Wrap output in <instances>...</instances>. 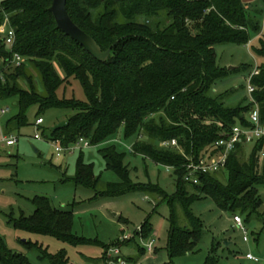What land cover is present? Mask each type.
Segmentation results:
<instances>
[{"label":"trees","instance_id":"16d2710c","mask_svg":"<svg viewBox=\"0 0 264 264\" xmlns=\"http://www.w3.org/2000/svg\"><path fill=\"white\" fill-rule=\"evenodd\" d=\"M52 0H0V100L12 99L16 114L4 125L11 134L27 125V112L37 107L40 113L50 109L74 114L60 130L51 129V141L67 149L79 139L90 147L107 144L119 131L131 142L130 152L172 172L175 194L169 197L158 185L139 184L130 177L126 155L113 145L99 150L105 169L119 179L108 183L94 197L113 198L135 191L158 195L170 208L165 251L169 259L195 251L202 235V224L190 211L195 202L209 199L216 208L233 216L262 215L264 158L258 159L260 146L252 147L243 160V146L230 153L224 169L198 176L197 184L184 180L186 158L198 160L216 140L235 126L248 127L251 104L224 105L212 94L213 85L226 75L216 65L214 47L248 45L262 31L264 9L242 0H67L71 20L89 35L102 52L110 49L106 61L99 62L78 43L57 29L49 12ZM14 31V44L8 47L2 29ZM260 60L258 74L250 78L253 99L264 120V41L252 49ZM17 55L19 66L12 63ZM251 73H249V76ZM78 82L85 100L74 98L72 86ZM176 140L179 149L163 148L159 143ZM62 148V147H61ZM225 173L226 181L220 177ZM99 177L92 165L79 160L71 180L75 185L95 190ZM33 212L19 210L8 216L15 230L45 235L62 243L95 245L72 234V214L54 208L46 197L29 199ZM182 209L185 225L175 215ZM141 237L151 235L149 222L141 227ZM135 236H138L135 235ZM141 238V239H142ZM132 239L119 244L128 245ZM257 241V237L255 239ZM41 258L52 264H68L65 253L50 255L36 243ZM136 263L145 248L136 244ZM131 260V261H130ZM0 264H31L22 254L9 250L0 238ZM205 264H215L208 258Z\"/></svg>","mask_w":264,"mask_h":264},{"label":"rangeland","instance_id":"374dc122","mask_svg":"<svg viewBox=\"0 0 264 264\" xmlns=\"http://www.w3.org/2000/svg\"><path fill=\"white\" fill-rule=\"evenodd\" d=\"M249 4L264 9V0H252ZM262 27L259 36L247 46L224 44L214 47L216 65L225 69L226 75L213 85L212 94L220 96L227 107H236L245 103L248 98L247 77L260 65V60L252 49L258 47L259 40L264 41V20ZM6 29V26L2 29V35ZM72 92L75 99L85 100L78 82L73 83ZM5 109L8 111L1 114V110ZM14 113L16 108L12 99L0 100V177L4 179L0 184V238L9 250L26 256L31 264L52 263L41 258L38 249H28L24 242L36 243L50 255L63 251L68 264H102L99 259L103 254L100 246H71L49 236L15 230L8 223V216L13 211L14 218H17L19 210L26 216L32 214L34 208L29 199L34 196L46 197L57 210L71 213V231L77 237L108 246L119 241L123 234L133 236L128 245L120 246L121 254L128 258L127 261L138 256L136 244L144 248L147 242L153 240L157 249L151 254L153 260L140 258L137 264H205L208 258H213L215 264H264V188L260 190L263 204L259 211L262 215L251 217L248 223L244 215H239L246 229L247 241L243 240V232L236 227L232 215L218 210L212 201L205 199L190 207L191 213L202 224L201 239L195 251L169 259L165 245L170 208L158 195L135 191L113 198L94 197L95 192L106 189L108 183L119 182L113 172L105 169V163L99 154L103 147L113 145L119 153L126 155L125 162L134 182L158 185L171 197L175 194V185L169 169L133 155L129 150L131 142L125 141L120 131L107 144L82 150L76 147L63 149L57 156L54 151L57 144L51 141V129L74 113L68 110H47L39 115L43 124L35 126L38 110L37 107H32L27 112V125L5 135L1 132V125L13 117ZM36 134L40 136V140L34 139ZM4 137H12L16 140L15 144L7 146L2 141ZM251 149L250 145L243 146V160L248 159ZM79 160L92 165L94 175L100 178L95 190L71 182ZM15 180L18 182H14ZM220 180L226 181L225 173ZM175 215L179 225H185L182 209L178 205L175 207ZM146 221L151 228L150 237L144 240L141 234L134 236ZM246 254L253 255L259 261H248Z\"/></svg>","mask_w":264,"mask_h":264},{"label":"built area","instance_id":"2783aa9c","mask_svg":"<svg viewBox=\"0 0 264 264\" xmlns=\"http://www.w3.org/2000/svg\"><path fill=\"white\" fill-rule=\"evenodd\" d=\"M15 39L14 31L11 28H7L3 34V40L8 47L13 46ZM22 62V59L17 55H14L12 58V63L15 66H19ZM258 74L257 67L251 72V75L247 77V86L246 91L248 95L249 103L251 104V108L247 114V121L249 123L248 127L235 126L230 132L214 141L207 149L205 155L198 160H194L192 157L186 158L185 169L186 173L184 176V180L187 183L197 184L198 176L202 174L208 173H216L225 168L228 156L230 153L236 150L237 145H258L260 146L258 151V159L261 161L264 158V120L261 118L258 104L253 99L252 93L254 92V88L250 84V78L254 75ZM8 110L2 111V113L7 112ZM43 124V120L41 118L35 121V126H40ZM35 140H40V136L38 134L34 135ZM8 146L14 145L16 140L12 137L8 139H3ZM160 147L163 148H177L178 144L176 140L164 141L159 143ZM72 147H76L79 150L87 149L90 147L89 143L84 139H79L73 146L67 148L70 149ZM63 148L57 145L54 149L57 156H59L62 152ZM180 150V149H179ZM181 151V150H180ZM170 169V168H167ZM233 222L236 227L243 232V240L247 241L246 237V229L244 228L240 216L236 215L232 217ZM141 232V228H138L134 234L137 235ZM133 236L128 234H123L118 241L119 244H122L130 239ZM113 245L107 249L104 254L103 259L100 261L102 264H127V260L123 258L120 250L121 245ZM145 251L148 254L153 253L154 251V241L150 240L144 245ZM246 259L251 262L257 263L259 260L251 254H246Z\"/></svg>","mask_w":264,"mask_h":264},{"label":"water","instance_id":"95a60500","mask_svg":"<svg viewBox=\"0 0 264 264\" xmlns=\"http://www.w3.org/2000/svg\"><path fill=\"white\" fill-rule=\"evenodd\" d=\"M66 2L67 0H52L51 7L49 8V12L54 18L57 29L78 43L95 60L99 62L106 61L110 54V49L102 52L96 42L84 31H82L76 24H74L67 13ZM65 126L66 123L61 122L52 130H60Z\"/></svg>","mask_w":264,"mask_h":264},{"label":"crops","instance_id":"0c3cea01","mask_svg":"<svg viewBox=\"0 0 264 264\" xmlns=\"http://www.w3.org/2000/svg\"><path fill=\"white\" fill-rule=\"evenodd\" d=\"M243 1V3H245V4H249V2H251L252 0H242ZM6 110V109H5ZM8 110V109H7ZM2 111H4V110H1V114H5L6 112H4V113H2ZM16 113H14V115H15ZM10 119V118H9ZM8 120V119H7ZM6 120V121H7ZM6 121H5V123H6ZM5 123H3L2 125H1V132L3 133V134H5L4 133V130H3V128H4V125H5ZM5 135H9V134H5ZM10 138V137H9ZM3 139H6L5 137L3 138ZM2 141H4V140H2ZM5 142V141H4ZM7 145V144H6ZM8 146V145H7ZM11 146H13V145H11ZM13 177V176H12ZM12 177L10 178V179H12ZM2 181V182H1ZM4 182V179H2V177H0V184H2ZM14 182H18V181H14ZM156 248L154 247V251H153V253H155L156 252ZM152 254V253H151ZM151 254H148V253H146V251H145V254H144V256L143 257H141V259H143L144 258V260H153V257H152V255ZM123 256V255H122ZM123 258H125L124 256H123ZM128 258H125V260H127ZM128 263H129V261H127ZM133 264H137V262L136 263H133Z\"/></svg>","mask_w":264,"mask_h":264}]
</instances>
